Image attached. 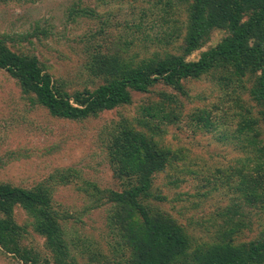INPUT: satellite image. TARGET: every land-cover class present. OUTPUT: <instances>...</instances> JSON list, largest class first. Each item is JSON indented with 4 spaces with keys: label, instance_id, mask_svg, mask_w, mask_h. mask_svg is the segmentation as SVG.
<instances>
[{
    "label": "trees",
    "instance_id": "1",
    "mask_svg": "<svg viewBox=\"0 0 264 264\" xmlns=\"http://www.w3.org/2000/svg\"><path fill=\"white\" fill-rule=\"evenodd\" d=\"M189 1L185 24L178 27L181 33L173 29L168 35L173 39L171 45L179 40H182L181 44L166 50L165 56L157 60L149 50L142 58L134 53L127 59L131 44L128 41L119 39L113 41L114 44L108 42L102 48L95 43L100 40L99 32H96L95 38H88L90 54L96 60L95 68L102 66L103 71L110 66L107 72L109 76L92 94L88 91L75 92L73 100L77 107L70 104L69 96L56 86V81L44 71V65L36 56L12 51L2 37L0 69L18 82L21 91L31 102L45 107L51 115L64 119L91 117L97 111L128 103V90L151 94V88L160 85L170 87L175 92H159L158 99L153 101L156 107H161L158 112H165L168 123H171L182 113L180 109L183 103L177 95L183 94V87L179 82L200 78L213 70H234L238 76H254L249 88L250 95L264 106V0ZM161 2H152L149 9L143 7L139 18L142 20L153 15ZM171 6L172 0H168L162 21L170 20ZM84 12L83 7L74 9L72 16L83 17ZM91 15L87 13L84 17ZM213 29L223 31L224 37L201 52L197 60H188V56L205 45ZM135 31L143 34L141 25H136ZM143 38V42L148 41V36ZM132 58L138 60L134 62L135 66H132ZM222 76L227 83L245 88L244 82L235 81L225 73ZM148 114L155 117L152 111ZM262 114L264 120V111ZM191 119L196 123L203 122V111H195ZM139 122L136 125L143 126L147 131L154 127L148 120ZM132 127L131 124H121L104 145L105 161L113 178L126 181L119 187L120 190L102 187L95 181L81 177L80 172L75 174V169H60L61 173L67 174L60 178L62 185L78 182L76 190L91 199L92 209L104 208L106 226L111 230V241L106 246L112 259L107 263L264 264V231L258 233L259 238L240 245L233 239L243 228L257 220L258 215L264 216V147L257 150L255 157H250L248 153L242 155L245 160L251 158L249 165H244L247 169L237 165L211 168L197 163L187 154L183 158L186 166L194 169L203 165L206 171L200 174L199 171L174 168L171 178L178 180H173V183L178 185L181 179L195 181V192L190 196L177 191L179 187L174 186L169 189L172 192L170 195L164 191L162 193V190L155 191L153 180L154 175L162 171L174 155L159 146L152 136H146L143 131ZM213 191L229 199H243L246 207L243 212L238 205L230 204L215 214L227 225L222 233L212 232L211 229L217 228L211 216L213 213H205L204 205L209 199L208 194ZM137 196L150 197L156 203L160 200L158 205L163 204L164 210L158 209L157 205L156 210L150 211L147 203H142ZM189 197L193 200L189 201ZM53 201L43 184L25 189L0 182L2 254L23 264H78L72 256L74 249L71 242L66 239L65 224L70 221L69 216L63 210H56ZM171 201L190 205L177 207L176 203L174 206L169 203ZM167 204L171 207L169 211L165 210ZM17 206L29 217V224L17 223L14 216ZM112 214L114 218L111 220L109 215ZM244 218H247L248 225L244 223ZM31 233L35 236L32 237ZM36 236L43 239L42 249L36 247ZM85 243L79 242L78 245L86 247L87 255L99 252L98 255L105 258L101 248L95 246L91 249V244ZM96 264L100 263L96 261Z\"/></svg>",
    "mask_w": 264,
    "mask_h": 264
},
{
    "label": "rangeland",
    "instance_id": "2",
    "mask_svg": "<svg viewBox=\"0 0 264 264\" xmlns=\"http://www.w3.org/2000/svg\"><path fill=\"white\" fill-rule=\"evenodd\" d=\"M155 1L158 0H0V37L12 51L36 56L44 65V71L56 81V86L69 96L70 104L77 107L73 100L75 92L92 94L109 76L110 66L103 71L102 66L96 69V60L90 54L88 38H95L96 32H99L100 40L95 43L102 48L119 39L131 42L127 59L134 53L142 58L149 50L157 60L181 44L182 40H179L171 45L173 39L168 35L173 29L181 33L178 27L185 24V11L190 1L172 0V15L168 22L162 21L168 0H161L153 15L141 20L138 16L140 11L143 7L149 9ZM82 7L84 16L87 13L92 15L86 18L72 16L74 9ZM136 25H141L143 34L135 31ZM145 35L148 41L143 42ZM224 35L221 30H211L205 45L187 59L197 60L201 52L214 46ZM136 61L131 59L132 66ZM223 73L235 81L244 82L245 88L227 83ZM254 78L235 75L234 70H213L200 78L180 81L183 94L177 96L183 103L182 113L171 123H168L165 112H158L161 107H156L153 101L158 99L159 92H175L160 85L152 87L151 94L128 90V103L97 111L91 117L72 120L55 117L45 107L31 102L18 82L0 69V182L25 189L45 185L55 200L53 207L69 216L70 221L65 224L66 239L71 242L72 256L78 264H96V261L108 264L111 252L106 243L111 241V230L106 226L104 208L92 209L91 199L76 190L78 182L62 185L60 178L67 174L61 173L60 169H75V174L80 172L81 177L102 187L120 190L126 181L113 178L105 161L104 145L118 126L131 124L133 129L152 136L159 146L174 155L169 164L154 175V190L171 195L169 189L176 186L179 187L177 191L192 196L195 181L181 179L182 182L175 185V178H171L173 169L203 174L206 168L201 165L194 170L186 166L184 156L189 154L197 163L211 168L237 165L247 169L244 165H249L251 158L245 160L242 155L248 153L255 157L257 150L264 147V106L251 97L249 90ZM149 111L155 113V117L149 115ZM195 111H203V122L192 121L191 115ZM145 120L154 125L151 130L138 127L139 121ZM208 196L204 207L205 213H213L211 216L217 226L211 229L213 233L227 229L221 218L215 216L221 209L236 204L241 211H246L243 199H229L218 191L210 192ZM137 198L142 203L146 202L150 211L156 210L160 201L156 203L150 197ZM188 199L193 200L192 197ZM174 203L177 207L190 205L181 202H173L172 205ZM159 208L164 210L163 204L158 205ZM165 210L169 211L171 207L167 204ZM14 216L19 224L30 223L29 217L18 206L14 208ZM113 216L109 215L111 220ZM243 221L248 225L247 218ZM260 231H264V216L258 215L257 220L233 237L234 242L240 245L259 238ZM35 241L36 247L42 249L43 239L36 236ZM79 242L91 244V249L95 246L101 248L105 258L99 256V252L87 255L86 247L78 245ZM0 264L23 263L0 250Z\"/></svg>",
    "mask_w": 264,
    "mask_h": 264
}]
</instances>
